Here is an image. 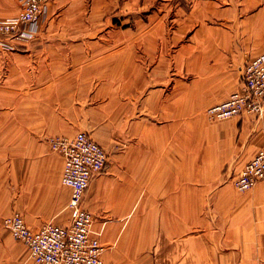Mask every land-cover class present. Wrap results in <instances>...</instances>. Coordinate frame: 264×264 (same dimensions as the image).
Here are the masks:
<instances>
[{"label":"crops","instance_id":"obj_1","mask_svg":"<svg viewBox=\"0 0 264 264\" xmlns=\"http://www.w3.org/2000/svg\"><path fill=\"white\" fill-rule=\"evenodd\" d=\"M22 9L0 0V17ZM263 50L264 0H52L35 39L0 49V216L67 223L51 138L86 131L109 153L84 199L104 264H264V180L233 192L264 111L207 114ZM9 236L0 264H39Z\"/></svg>","mask_w":264,"mask_h":264},{"label":"built area","instance_id":"obj_2","mask_svg":"<svg viewBox=\"0 0 264 264\" xmlns=\"http://www.w3.org/2000/svg\"><path fill=\"white\" fill-rule=\"evenodd\" d=\"M52 0H23L16 15L0 17V44L15 49L17 44L31 42L41 32ZM264 108V50L251 58L243 69L241 86L230 96L210 106L212 120H225L250 112L257 116ZM51 145L64 157L62 181L71 188L67 204L71 218L65 224L46 222L33 229L21 212L5 218L13 237L25 244L29 256L39 264H104L106 246L101 232L94 229L93 212L84 206L85 192L92 180L105 172L109 153L88 132L74 137H53ZM264 179V146L241 170L235 181L240 190L252 189Z\"/></svg>","mask_w":264,"mask_h":264},{"label":"rangeland","instance_id":"obj_3","mask_svg":"<svg viewBox=\"0 0 264 264\" xmlns=\"http://www.w3.org/2000/svg\"><path fill=\"white\" fill-rule=\"evenodd\" d=\"M140 2H141V0H140ZM17 6H18V4H17ZM8 12H11L10 10H12V9H14V5H13V3H11V5L8 3ZM18 9H16L15 8V11H17ZM20 11V10H19ZM12 13H14V11L12 12ZM133 13L136 15V16H138V17H140V18H143L144 16H146V12H143V9H141V8H136L135 10H133ZM134 29H135V31H136V28L134 27ZM103 31L104 32H109V31H116V30H111L110 28H107V27H105L104 26V29H103ZM17 48V46L15 47V49ZM0 49H4V50H13V49H8V48H6V47H4V46H2L1 44H0ZM263 111H264V108H263ZM244 113V112H243ZM208 114V113H207ZM209 116V115H208ZM257 116V115H256ZM260 116V115H259ZM258 116V117H259ZM102 144L104 143H107V142H110V140H109V138H99L98 139ZM116 145H117V147L120 149V147L121 146H123V144L124 143H126V140H125V137H116L115 136V138H114V141H113ZM264 146V145H263ZM262 146V147H263ZM261 148V147H260ZM259 148V149H260ZM118 149V150H119ZM258 149V150H259ZM258 152V151H257ZM257 152H256V154H257ZM255 154V155H256ZM255 155L253 156V158L255 157ZM252 158V159H253ZM251 159V160H252ZM251 160H249L248 162H250ZM247 162V163H248ZM246 163V164H247ZM246 164L244 165V167L246 166ZM243 167V168H244ZM242 168V169H243ZM107 169V168H106ZM241 169V170H242ZM106 171V170H105ZM241 172V171H240ZM240 172H239V174H240ZM239 174H238V176H239ZM101 175V174H100ZM99 176V175H98ZM97 176V177H98ZM237 176V177H238ZM237 179V178H236ZM236 179L233 181V187H234V189H233V192L234 193H236V194H244V193H248V192H251V190L260 182V181H262V180H264V179H262V180H260L252 189H250V190H240V189H238L236 186H235V181H236ZM16 211H19V210H16ZM16 211H14V212H16ZM20 212V211H19ZM13 213V212H12ZM11 213V214H12ZM22 214V213H21ZM8 215H10V213L9 212H7L6 214L5 213H3V215L2 216H0V227H1V229H3V230H5L6 232H7V236H9L7 239L8 240H13V241H15V242H17V244H19V246H20V248L19 249H17V250H20V249H22V256L23 257H27L28 259L30 258V256H29V252H28V249H27V247L25 246V244L23 243V242H21V241H19V240H16L14 237H13V235H12V233H11V231H10V229L6 226V224H5V218L8 216ZM24 216V215H23ZM26 219V218H25ZM200 219H202L203 220V217L202 218H200ZM51 221V220H50ZM50 221H48V222H50ZM17 250H14V249H12V251L13 252H15V251H17ZM211 251H210V253H213V250L212 249H210ZM12 252V253H13ZM14 254V253H13ZM33 260V259H32Z\"/></svg>","mask_w":264,"mask_h":264},{"label":"trees","instance_id":"obj_4","mask_svg":"<svg viewBox=\"0 0 264 264\" xmlns=\"http://www.w3.org/2000/svg\"><path fill=\"white\" fill-rule=\"evenodd\" d=\"M108 165V164H107Z\"/></svg>","mask_w":264,"mask_h":264}]
</instances>
